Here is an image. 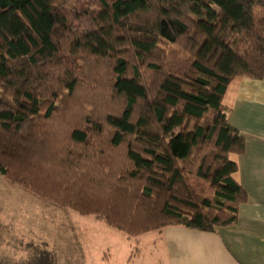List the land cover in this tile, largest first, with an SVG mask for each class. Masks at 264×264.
<instances>
[{
  "label": "trees",
  "instance_id": "trees-1",
  "mask_svg": "<svg viewBox=\"0 0 264 264\" xmlns=\"http://www.w3.org/2000/svg\"><path fill=\"white\" fill-rule=\"evenodd\" d=\"M263 76L264 0H0V174L129 236L232 225L223 100Z\"/></svg>",
  "mask_w": 264,
  "mask_h": 264
},
{
  "label": "rangeland",
  "instance_id": "rangeland-1",
  "mask_svg": "<svg viewBox=\"0 0 264 264\" xmlns=\"http://www.w3.org/2000/svg\"><path fill=\"white\" fill-rule=\"evenodd\" d=\"M160 232L129 236L0 174V264H26L44 251L56 264H167Z\"/></svg>",
  "mask_w": 264,
  "mask_h": 264
},
{
  "label": "crops",
  "instance_id": "crops-1",
  "mask_svg": "<svg viewBox=\"0 0 264 264\" xmlns=\"http://www.w3.org/2000/svg\"><path fill=\"white\" fill-rule=\"evenodd\" d=\"M223 105L229 125L244 139L231 154L235 180L246 193L237 221L205 232L185 226L161 229L167 264H264V76L235 78Z\"/></svg>",
  "mask_w": 264,
  "mask_h": 264
}]
</instances>
